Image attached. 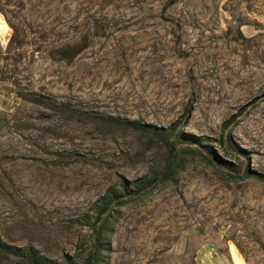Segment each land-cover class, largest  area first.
Instances as JSON below:
<instances>
[{"label": "rangeland", "instance_id": "1", "mask_svg": "<svg viewBox=\"0 0 264 264\" xmlns=\"http://www.w3.org/2000/svg\"><path fill=\"white\" fill-rule=\"evenodd\" d=\"M227 121L264 176V0H0V264H264Z\"/></svg>", "mask_w": 264, "mask_h": 264}, {"label": "trees", "instance_id": "2", "mask_svg": "<svg viewBox=\"0 0 264 264\" xmlns=\"http://www.w3.org/2000/svg\"><path fill=\"white\" fill-rule=\"evenodd\" d=\"M192 111L188 110L186 112V119L190 116ZM236 117L233 116L231 118V120H234ZM228 123L229 121L225 122L222 126V129H223V133L221 134V137H220V141H221V145H224L225 144V147H224V151L225 152H228V151H231L233 152V155L236 159L240 160V158H243L244 162H243V167L240 169L243 176L246 177V178H254V179H258L260 181H264V176L258 172H256L255 170L251 169L250 166H249V163L248 161H245L246 157V152L241 149L240 147H238L232 140V138L230 137V132H228L227 134L224 133V131L227 130L228 128ZM177 125H178V122H174L170 128L172 130H176L177 128ZM158 138L162 139V140H166L164 137L160 136V135H157ZM176 150H173L172 151V157H173V160L170 161L169 163H167L163 170L161 171L160 175L157 176V177H154L153 179L149 180L148 182H146L144 185L145 186H150L152 188H154L157 184H159L160 182L164 181V180H167L169 178V176H171V169H172V164L173 162L175 161L176 159V153H174ZM201 154L204 156V158H206L209 162L211 163H214L215 160H214V156L212 155V153L210 152V150H207V149H204L203 151H201ZM223 162V161H222ZM224 163V162H223ZM219 250L220 251H223L220 247H219ZM97 261V251H94L92 252L88 258L85 260V263L84 264H97L96 263Z\"/></svg>", "mask_w": 264, "mask_h": 264}, {"label": "crops", "instance_id": "3", "mask_svg": "<svg viewBox=\"0 0 264 264\" xmlns=\"http://www.w3.org/2000/svg\"><path fill=\"white\" fill-rule=\"evenodd\" d=\"M194 264H236L233 256L220 251L219 247L212 243L200 244L193 256Z\"/></svg>", "mask_w": 264, "mask_h": 264}]
</instances>
